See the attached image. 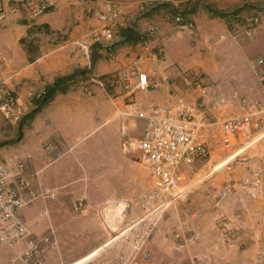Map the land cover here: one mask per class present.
I'll list each match as a JSON object with an SVG mask.
<instances>
[{"label": "crops", "instance_id": "1", "mask_svg": "<svg viewBox=\"0 0 264 264\" xmlns=\"http://www.w3.org/2000/svg\"><path fill=\"white\" fill-rule=\"evenodd\" d=\"M4 1L9 3L11 0ZM208 1L211 7L204 10L201 5L204 0H174L175 5L183 6V14L187 20L195 22L193 30L182 31V28L186 26L173 27L168 19L156 20L154 11L149 9L144 11L138 19L132 20V17L128 16L125 24L115 27L116 56L112 60V65L110 64L106 71L97 75L109 74L118 69L129 71L139 60L140 69L148 73L157 87L149 93L136 97L138 100L171 104L175 103L178 97H184L196 106L199 113H203L208 120L217 122L219 125L227 119L244 115L247 105L252 102L256 101L263 109L264 87L257 74V63L259 59L264 58V6L255 5L263 1ZM102 3V0H56L53 12L40 18L30 19L26 10H23L17 16L10 15L0 21V55L9 63L7 69L0 63V81L9 80L19 94L25 109L22 121L17 124L19 127L17 141L9 143L6 134L3 138L0 136V157L6 153L8 156L19 152L28 161L30 172L37 174L31 181L33 186L37 190L48 189L56 193L55 199L39 198L34 204L21 211L30 231L35 235H42L53 230L59 238L64 229L70 230L71 233L67 239L70 247L66 248L58 244L59 247L47 253L43 264H103L104 260L114 259V256L126 244L117 243L108 248L109 244L106 243L110 230L103 225L100 213L101 206L114 200L105 187L120 185V171L124 173L127 168L128 171L134 172L137 165L128 167L126 163L121 167L118 161L114 164L111 161L107 163L108 161L102 160V163L96 162L87 166L77 156L70 161L73 167L69 168L66 166L68 162L64 164V160L69 158L74 141L80 139L83 131L90 128L89 130L97 132L110 124L117 125L120 137L118 141L122 150L127 152L123 149V138L126 135L141 137L142 122L137 121L135 125H130V122L122 124L119 110L98 98L97 89L102 90V86L95 83L93 79L85 83L80 82L82 86L80 85L76 92L68 90L67 94H63L58 90L48 104L41 108L37 107L38 97L47 87L53 85L57 78L74 75L77 71V75L90 77L87 70L90 71L94 67L93 71H96L95 68L99 65L100 54H102L100 47L93 46L89 58L83 54L80 43L88 40L91 29L97 25L95 13L103 8ZM241 3L242 5H239ZM236 14L243 17L260 16V26L251 36H247L246 23L238 21L235 18ZM33 27L40 30L39 40L41 41L38 42L35 39L34 49L29 51L27 50L31 40L29 31ZM154 28H157L158 32ZM130 29L134 30L135 36L139 38L142 36L141 40L143 37L148 41L150 38H157H153V42L146 43L145 48L140 49L142 43L139 41L135 46L133 43L129 44L131 38L127 35V31ZM119 30L124 32L119 35ZM194 36L195 38L192 39ZM31 37L34 39V36L31 35ZM183 37L196 42L192 43L193 46L197 45L191 48L193 51L200 53L201 46L203 52L207 50L205 52L207 57L213 54L212 56L219 63L210 69L202 67L206 73L204 83L207 87V96L202 95L199 83L193 84L191 79L184 77L183 73L186 71L184 68L188 62L186 58L190 56L189 53L185 52L186 62L181 65L178 62L167 61L170 49L174 52V57L175 52L181 50L179 39ZM156 42L163 48L161 59L155 56L152 50V48L157 49ZM122 43L126 46L120 49ZM132 49L135 51L133 52ZM136 50L140 52L136 53ZM200 55L205 56L201 53ZM37 59L39 61H36ZM88 60L93 66L91 69L88 68ZM79 71H84V74ZM87 82L94 83L91 89H94L95 96H92V92L89 95L86 92L83 93V86ZM125 96L121 93L119 100H124ZM107 105L110 108H107ZM105 108L108 110L106 111ZM105 116H107L106 119ZM260 120H262L261 123ZM253 122L254 129L249 137H238L235 140V149L245 145L244 155L232 170L239 179L244 178L250 168H260L264 177V137L262 142L252 146L254 144L252 138L258 134L255 129L262 124L259 131H264V113ZM123 125L126 126L125 131L122 130ZM218 127V125L214 127L216 137L220 134ZM95 152H97L96 149ZM216 153L218 157L222 156L221 152ZM200 163L204 162L197 161L194 165L197 171H202L198 170ZM48 170L51 172L50 175L45 173ZM190 171L193 172L187 167L181 169V173H184L186 178L191 177ZM227 173L225 170L212 179L200 182H196L197 179L192 176L193 181L189 184L195 187L191 194H187V202L182 203L178 209L183 219L176 233L181 236L196 237V241L190 246L196 257L177 251L176 241L174 245L167 242L161 231L151 241L150 250L153 257L150 264H191L185 262L255 264L257 249L263 242L264 195L252 199L239 189L236 195L216 207L213 201L215 193L222 188ZM132 179L134 180V177ZM54 181L55 184H53ZM110 190L114 192L113 189ZM74 198H84L87 204V208L75 217L84 223L78 237L77 233L69 227L70 223L66 218L62 220L48 204V201L56 203L59 201L56 206L66 208L72 215V203L76 200ZM59 209L60 207L57 209L60 212ZM67 211L65 215L68 216ZM196 212L201 214L200 218L196 220L191 217L184 218L185 215L189 216ZM223 220L228 221L230 227L234 229L232 244L227 242L226 235L219 226V222ZM83 234L89 236L88 244L84 245L80 251L74 250V241ZM100 247L102 248L99 249ZM102 251L104 252L99 257L88 262ZM12 254V250L0 245V264H11Z\"/></svg>", "mask_w": 264, "mask_h": 264}, {"label": "built area", "instance_id": "2", "mask_svg": "<svg viewBox=\"0 0 264 264\" xmlns=\"http://www.w3.org/2000/svg\"><path fill=\"white\" fill-rule=\"evenodd\" d=\"M55 6L56 0H21L9 3L0 0V21L10 15L17 16L23 10H26L30 19H37L53 12ZM95 17L97 25L91 29L88 40L80 43V48L86 57H90L92 47L98 46L114 58L116 56L115 27L125 24L127 17L121 7L110 0L104 2L103 8L95 13ZM241 17L246 23L245 34L251 36L260 26V17ZM175 21L178 25H183L184 14L178 13ZM0 63L6 69L9 67L8 61L1 55ZM257 68L264 87V58L259 59ZM118 82L126 95L122 105L116 104L122 124L130 122V125H135L137 121L143 124L141 137L136 145L141 154L140 163L148 170L153 183L152 190L143 197L150 202V206L154 208L157 205L155 203H164L160 204L162 206L184 198L188 189L183 186L186 177L181 175V169L193 168L197 161L210 163L209 170L204 173L211 172L207 179L222 170L228 172L222 188L214 197L216 207L236 195L239 189L252 199L264 195V177L260 168H250L249 173L242 179L237 178L232 172L245 152V145L235 149V140L238 137H249L254 128V119L264 113V108L262 109L259 103H250L244 115L227 119L219 125L208 120L203 113H199L196 106L184 97H178L177 101L171 104L138 100L134 95L149 93L157 87L148 73L140 69L139 60L136 61L133 69L119 75ZM198 86L202 95L207 96L205 83H199ZM24 112V105L16 89L11 86L8 79H2L0 114L3 119L11 125H17L22 121ZM217 125L220 131L218 137L214 135V127ZM125 129L126 126L123 125L122 130ZM132 144L126 138L124 146ZM216 152H221L222 156L218 157ZM195 173L197 178L204 175L200 171ZM36 176V173L30 172L28 161L19 152L9 154L0 160V245L13 251L11 264H43L47 253L58 246L53 230L47 234L35 235L30 231L21 214L25 207L34 204L39 198L44 200L56 198L55 192L48 189L37 190L33 186L31 181ZM125 203H127L125 200H115L102 206L101 215L105 217L108 230L111 228L113 230L112 221L120 219V216L124 217L125 212L131 208V204L127 203L128 208L124 209ZM83 207V203L80 202L76 209L81 211ZM158 207L157 205L153 211H158ZM189 216L196 220L201 214L196 212ZM146 220V217L139 221L133 220L131 225L122 230L121 236L118 233L108 241L111 242L108 248L119 242L117 240L127 237L135 229L140 228ZM219 226L224 231L227 242L232 244L234 229L230 227V223L223 220L219 222ZM146 233L147 229H144V234ZM262 239L263 242L257 249L255 264H264V230ZM195 241L194 238L188 239L191 244ZM125 257L122 255L112 260H105L103 264H131L130 259ZM202 259L204 261V258Z\"/></svg>", "mask_w": 264, "mask_h": 264}, {"label": "rangeland", "instance_id": "3", "mask_svg": "<svg viewBox=\"0 0 264 264\" xmlns=\"http://www.w3.org/2000/svg\"><path fill=\"white\" fill-rule=\"evenodd\" d=\"M12 1H16V0H11V2ZM105 1H109V0H105ZM105 1L102 0V2H103L102 5H104ZM110 1H115L121 7V9L125 13L126 17L131 16L132 20L135 18L138 19V17L140 15H142V13L144 11H147L149 9V10H152L155 12V13L153 12V15L156 16V20H159L161 18L162 19H168L173 27L186 26L187 29L182 28V31L193 30V28L195 27V22L192 20L191 21L187 20V18L185 17V14H184V17H185L184 24L178 25L176 23L175 17L178 13H180V12L183 13V10H182L183 6L181 4L175 5L174 3L176 1L174 2V0H172V1L171 0H110ZM262 1L263 2L260 1L261 4L258 2V3H255V5L259 4L258 6H261V5L264 6V0H262ZM242 3L239 5H242ZM210 4L211 3L208 0H204V3H202L201 5L203 6L204 10H206L207 8L211 7ZM241 16H243V15H241ZM261 17H263V15ZM191 26H193V27L191 28ZM154 29L157 30V32H158L157 28H154ZM122 32H124V30L123 31L119 30L118 34L122 33ZM40 33L41 32L39 29H37V27H33L32 29H30V31H29L30 36L29 37L31 38V40H30V43L28 45H31L32 42L35 41V39L38 42L41 41V40H39L40 39L39 38ZM31 35L34 36V39L31 37ZM132 35H133L132 37H130L128 35L131 38L129 44L133 43L135 46L136 43H138V41H139V43H142L140 45V49L145 48L146 43L148 44V42H153V38H157V37H153V38H150V40L148 41V40H146V38L143 37V39L141 40L142 36L140 38L135 36L134 30H132ZM154 35H156V34H154ZM194 38H195V36L192 39H194ZM179 40H181V48H180L181 50L176 51L175 57H174V52H172V50L170 49V51L168 52L167 61L169 63L178 62V64L181 65L183 62H186L185 61L186 56L184 55L185 52L189 53L190 56L186 58V59H188V62L186 63L185 68H184L186 70L183 73L184 77L191 79L193 84L200 83L202 81L206 82V79H205L206 73L204 72L203 68L210 69V68H213L215 65L219 64L216 61V58L212 56L213 54L210 55L209 57H207L206 53H205V52H207V50L205 49V51L203 52L201 46L199 48V49H201L200 53L205 55V56L200 55V53L197 52L196 50L193 51L191 48L197 47V45L196 46L192 45V43L195 41H192V40L185 38V37H183L182 39H179ZM155 45H156L157 49L152 48V50H153L154 54H156L157 57H159V59H161L162 57L160 55L162 54L161 50L163 48L160 46V44L158 42H156ZM125 46H126L125 43H122L120 49H123ZM30 47H31L30 51H33L34 45H31ZM100 50L102 51V54H100V56H101L100 63L95 68L96 71H93L94 67L90 65V60H88V68L91 69L93 67L92 70H90V71L87 70V74H89V76L91 78L85 77L86 75H77V73H78V71H77V72H75L76 74L70 75L71 78L69 80L63 81V84L60 87L59 92H61L63 94H67L66 92H68V90H70V92H71V90L76 92L82 86L80 82L85 83L86 81H90L91 79H93L95 83H97L99 86L100 85L102 86V90L97 89L98 98H101L105 102V104H109L111 107H114V109L117 110V106L114 102L118 103V105H122L123 100H121V99L119 100V98L121 97V93L124 94V92L122 91V88L120 87L118 80H119L120 72L123 73L125 70L121 71V69H118L115 72H112L109 74H102L101 76H98L97 75L98 73H103V71H106V69L109 68L110 64L112 65V60H113V58H111L106 52H104L102 49H100ZM132 51L134 52L135 50L132 49ZM139 52H140L139 50H136V53H139ZM94 73H96V74H94ZM79 74H81V73H79ZM63 77H66V76H63ZM60 78H62V77H60ZM259 79L261 81L260 77H259ZM261 83H262V81H261ZM92 84H94V83L92 82ZM92 84L90 82H87L83 86L84 87L82 89L83 93L86 92L89 95L90 92H92L91 93L92 96H95V94L93 93L94 89L93 88L91 89ZM262 85H263V83H262ZM85 89H87V90L85 91ZM140 95H143V94H137L134 96L138 97ZM109 105H107V108H110ZM105 110L107 111L108 109L105 108ZM104 118L106 119L107 116H105ZM261 121L262 120H260V123H261ZM261 126H262V124L260 125L259 128L255 129V131L258 132V134L256 137L252 138L254 141V144L252 146L257 145L263 141L262 137H264L263 136L264 131L263 132L259 131V130H261ZM89 129L90 128H87L86 131L82 132V135H81L79 140L74 141V145H73V148L71 149V152L69 154V158H66V160H64L65 161L64 164H66L68 162L66 166H69V168H72L73 165L70 163V161L77 156L80 157L82 163L84 165H87V166H90L92 163H96V162L102 163V160L104 162L108 161L107 163H109L111 161L114 164H116L118 161L119 163H121V167H122V164L126 165V163H127L128 167L130 165H133V166L137 165L134 172L128 171L127 168L125 169L124 173H122L123 171H120V174H119L120 181H121L120 185L105 187V190L107 189L111 194V198L114 199L112 201L125 200L127 203L131 204V208L125 212L126 214L124 217L120 216V219L117 218L114 221H112V225H114L113 226V234H112V228H111L110 234H109L110 236H108L107 242L109 240H111V238L114 237L116 234L120 233L124 228L131 225L133 220L139 221L140 219H143L145 217L147 218V220L141 224L140 228L135 229L127 237L120 239V240H117V241H119L117 243H126V244H124L125 245L124 248L114 256V259L123 255V256H126L125 258L130 259L131 264H144V263L150 264V261H152V257H153V253L150 250V244H151V241L154 240V236L159 234L161 231L164 233V239H166L167 242L172 243L174 245V243L176 241L177 251H179L180 253L185 254V255L193 256L195 253L192 251V249L190 247L191 243L188 242V239L192 238L193 236H191V237H187L185 235L181 236V235H179V233H176V229H178V227L181 224L180 221H182V219H183L181 214L179 213L178 209L182 203L187 202V198H186L187 194L188 193L191 194L192 190L195 187L193 184H189V183L191 181H193L192 176H194L196 179L198 177L197 174L194 173L197 171L196 168L195 167L188 168L190 170H193V172L192 171L189 172L191 177L188 176L189 178H186L185 183L183 184V186L187 187V189H188L184 198H182L178 201L170 202V203H168L166 205H162V206H160V204H164V203H155L159 207H158V211H153L154 208L157 207V205L153 208L152 206H150V202L146 201L143 198L147 193H149L152 190L153 183L151 182L150 174H149L148 170L146 168H144L140 164V161H139L141 154L137 148L136 142L140 139V137H137L136 135H135L136 137L126 135L123 138V145H124L126 138L129 139L133 144L130 146H127V147L123 146L124 147L123 149L125 151H127V152H124L120 146V142L118 141V139H120V137H119L118 132H117V125L116 124L115 125L110 124L107 127L101 128L97 132L89 130ZM0 132H1L0 136H2V138H3L4 134L7 135V137H8L7 142H9V143L11 141H17V139L19 137L18 125H11V124L7 123L3 119L1 114H0ZM252 139H251V142H252ZM249 141H250V139H249ZM95 149L97 152H95ZM88 152H91V153H88ZM6 155H7V153H6ZM6 155L4 154V156H2L0 158L4 159L6 157ZM2 159H0V160H2ZM199 165H200V168L198 170H202V171H200L201 174L206 173V171H208L209 167L211 166L210 163H200ZM140 170L142 172H140ZM223 171H225V170H222L221 172H219L215 175L217 176L218 174H221ZM131 172L133 173V175ZM45 173L50 175L51 172H50V170H48ZM54 173H56V172H54ZM181 175L184 176L185 174L181 173ZM215 175H212L208 179L214 178ZM132 177H134V180L132 179ZM53 184H55V181L53 182ZM110 189H113L114 192H112ZM216 194H217V192L215 193V195ZM95 197L97 198L98 195ZM74 199H76V198H74ZM85 201L86 200L84 198H82V199L77 198L75 200V202L72 203V210H73L72 215L73 216L70 214V212L67 211L66 208H64L62 206H59L60 212L57 210L59 207H57L56 205L59 204V201L57 203L53 202V201H48V204H49V207H52L53 212L56 211L57 214H59V217L62 220H63V218H66L68 223H70L69 227H71L73 229V231H75V233H77L76 236L78 237L79 233L81 232L82 227L84 226V223H81L80 220L78 218H75V217L78 213H81L83 210H85V208H87V204L85 203ZM80 202L83 203L84 207H83V210L77 211L76 206ZM105 205H107V204L105 203ZM66 211L68 212V216L65 215ZM189 217L190 216H187V215L184 216V218H189ZM100 219L102 222H104L103 225L107 226V224L105 223V221H106L105 217H102L101 213H100ZM89 222H90V220H89ZM144 229H147L146 235L144 234ZM70 234H71L70 230H68V229L62 230V232L60 233L61 238H59V236L56 234L58 244H60L61 246L63 245L66 248H69L70 245L67 242V239H68V235H70ZM88 239H89V236L87 234L81 235V237L79 239L74 241V250L80 251L81 249H83V246L88 244V242H89ZM195 240H196V237H194V241ZM106 244H109V242ZM102 247H100L99 249H101ZM194 257H196V255H194ZM146 262H148V263H146ZM185 263H191L192 264V262H185ZM17 264H20V263H17Z\"/></svg>", "mask_w": 264, "mask_h": 264}, {"label": "trees", "instance_id": "4", "mask_svg": "<svg viewBox=\"0 0 264 264\" xmlns=\"http://www.w3.org/2000/svg\"><path fill=\"white\" fill-rule=\"evenodd\" d=\"M235 18L238 20V21H242L241 20V15L240 14H236L235 15ZM127 35H129L130 37L132 36V30H129L127 31ZM31 45H34V41L32 42ZM31 45H28V48L27 50L30 51V46ZM81 73H83L84 71H79ZM71 78V76H66V77H62V78H57V80L55 81V83L49 87L46 88V90L44 91L43 94H41L38 99H37V107L38 108H41L42 106H44L45 104H47L51 99H53L55 93L60 89V87L62 86L63 84V81H66V80H69ZM66 88V87H65Z\"/></svg>", "mask_w": 264, "mask_h": 264}, {"label": "bare ground", "instance_id": "5", "mask_svg": "<svg viewBox=\"0 0 264 264\" xmlns=\"http://www.w3.org/2000/svg\"><path fill=\"white\" fill-rule=\"evenodd\" d=\"M210 175H211V172L209 171V173L204 174V175L200 176L199 178H197L196 182H200V181H202V180H204V179H207V177H209ZM123 207H124V209L127 210V208H128V207H127V203H125ZM122 233H123V231H122L121 233H119L118 235L121 236ZM108 246H110V243H109Z\"/></svg>", "mask_w": 264, "mask_h": 264}, {"label": "clouds", "instance_id": "6", "mask_svg": "<svg viewBox=\"0 0 264 264\" xmlns=\"http://www.w3.org/2000/svg\"><path fill=\"white\" fill-rule=\"evenodd\" d=\"M105 250H106V249H105ZM105 250H104V251H105ZM104 251H102V252H101L100 254H98L97 256L93 257V259L96 258V257H99ZM91 259H92V258H91ZM90 261H92V260H89V262H90Z\"/></svg>", "mask_w": 264, "mask_h": 264}]
</instances>
